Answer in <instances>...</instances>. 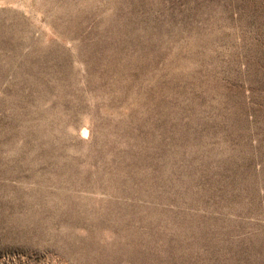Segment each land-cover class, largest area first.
<instances>
[{"label": "rangeland", "instance_id": "374dc122", "mask_svg": "<svg viewBox=\"0 0 264 264\" xmlns=\"http://www.w3.org/2000/svg\"><path fill=\"white\" fill-rule=\"evenodd\" d=\"M0 264H264V0H0Z\"/></svg>", "mask_w": 264, "mask_h": 264}]
</instances>
